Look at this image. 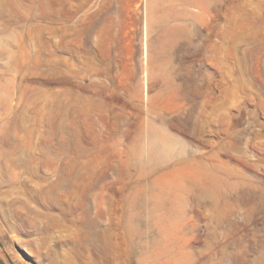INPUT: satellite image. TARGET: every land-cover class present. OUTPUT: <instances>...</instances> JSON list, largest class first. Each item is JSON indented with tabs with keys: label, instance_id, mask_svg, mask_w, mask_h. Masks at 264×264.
Segmentation results:
<instances>
[{
	"label": "rangeland",
	"instance_id": "obj_1",
	"mask_svg": "<svg viewBox=\"0 0 264 264\" xmlns=\"http://www.w3.org/2000/svg\"><path fill=\"white\" fill-rule=\"evenodd\" d=\"M7 91L0 264H264V0H0Z\"/></svg>",
	"mask_w": 264,
	"mask_h": 264
},
{
	"label": "bare ground",
	"instance_id": "obj_2",
	"mask_svg": "<svg viewBox=\"0 0 264 264\" xmlns=\"http://www.w3.org/2000/svg\"><path fill=\"white\" fill-rule=\"evenodd\" d=\"M143 37H144V34H143ZM142 47H143V53L145 54V50L147 51V46L145 45L144 41H143ZM9 95H10V93L7 91V93L4 97V105H6V107L9 108V111L6 112L5 122L3 124H1V126H0V129L2 130V131L0 130L2 132V134H0V136H1V138H0V177L7 174L8 167H9L8 164L15 154L14 149L15 148L22 149L24 146V138H23V136H21V137L19 136V132L20 131L22 132L24 130V128H23L24 119H21L22 116L21 117L17 116L18 114H16L15 112L12 111L13 105L11 103H9V101H8V99H10ZM21 115H22V113H21ZM13 121L17 122V127H16V130H17L16 134L17 135H16L15 142H12L13 139H11L12 141H10V137L12 135L10 134L9 128H10Z\"/></svg>",
	"mask_w": 264,
	"mask_h": 264
}]
</instances>
